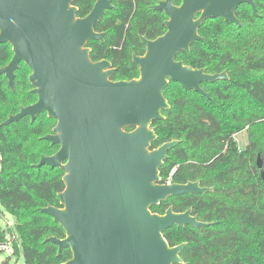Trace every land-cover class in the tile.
<instances>
[{"label":"water","instance_id":"water-1","mask_svg":"<svg viewBox=\"0 0 264 264\" xmlns=\"http://www.w3.org/2000/svg\"><path fill=\"white\" fill-rule=\"evenodd\" d=\"M255 1L262 0H181L178 6L173 0L159 1L153 10L167 17L165 32L153 40L139 36L145 51L132 55L137 78L112 81L110 62H93L86 47L89 41L104 43V33L94 27L113 9L111 0H96L81 18L73 0H0V44L12 51L0 75L14 92L15 72L23 63L30 70V92L37 97L1 125L24 117L34 122L43 113L55 121L52 134L42 139L59 148L35 167L63 173L60 207L41 209L64 232L62 239H45L57 246V256L70 250L63 264H180L185 244L170 246L163 233L209 225L197 221L191 209L151 212L171 197L211 192L198 181L161 183L160 169L179 141L152 149L156 135L151 125L169 109L163 91L170 81L210 99L201 84L228 79L226 72L207 74L176 56L204 41L198 30L206 20L221 18L239 26L235 11L242 4L258 16ZM256 168L264 182L259 155Z\"/></svg>","mask_w":264,"mask_h":264},{"label":"trees","instance_id":"trees-1","mask_svg":"<svg viewBox=\"0 0 264 264\" xmlns=\"http://www.w3.org/2000/svg\"><path fill=\"white\" fill-rule=\"evenodd\" d=\"M95 1L73 0L77 16L85 17ZM159 1L111 0L113 9L96 23L94 29L104 33V43L89 41L86 47L93 62H110L115 69L112 81L137 78L132 55L141 56L145 51L139 36L153 40L165 32L167 17L153 10ZM180 3L173 0L176 6ZM255 7L258 16L248 4L237 8L239 26L221 18L201 25L198 34L204 41L191 43L189 51L179 52L176 60L207 74L226 72L228 79L201 84L210 99L170 81L163 91L169 109L162 111L163 120L151 125L156 135L152 149L179 141L160 169L161 183L174 170L171 183L198 181L212 189L205 194L171 197L150 208L157 214L169 207L176 213L190 208L199 220L211 223L201 229L202 235L189 226L163 233L170 246L186 243L181 255L187 264H219L227 256L232 262L239 259L246 235L264 232V182L256 168L259 155L264 170V0L255 1ZM11 58L10 45L0 44V68ZM29 74L20 63L14 92L0 75V217L6 212L15 221L6 229L0 223V246L10 244L12 255L22 254L23 264H63L71 258L70 250L57 256V246L45 239H62L64 232L41 210L48 205L60 207L57 194L64 189L63 173L46 165L35 167L42 156H51L59 148L42 139L52 134L55 121L43 113L34 122L24 117L1 125L20 107L36 101L30 92ZM244 129L248 145L241 150L234 136Z\"/></svg>","mask_w":264,"mask_h":264},{"label":"flooded vegetation","instance_id":"flooded-vegetation-1","mask_svg":"<svg viewBox=\"0 0 264 264\" xmlns=\"http://www.w3.org/2000/svg\"><path fill=\"white\" fill-rule=\"evenodd\" d=\"M36 100H37V97H36ZM205 188H208V187H205ZM211 191H212V189H211ZM191 215L195 216L197 221H199V222L207 223L209 225L211 224L210 222H204V221L199 220L198 216L196 214L192 213V210H191ZM209 225L203 226L202 228H205ZM202 228H200L199 230H197V229H194V230L198 235H202L203 234L201 232ZM249 234H250V236L246 235L244 240H243L244 247L240 252L239 259H234L231 262V257L227 256L219 264H264V232L263 231H256V232H251ZM181 244H183V243H181ZM184 244L186 245L185 242H184ZM183 248H182V250H183ZM182 250L179 253V257L181 259L180 264H187V262L184 260L183 256L181 255ZM192 251H193V249H192ZM194 257L195 256H193V258ZM200 258L201 257H198L197 259H200ZM211 264H216V263H211Z\"/></svg>","mask_w":264,"mask_h":264},{"label":"rangeland","instance_id":"rangeland-1","mask_svg":"<svg viewBox=\"0 0 264 264\" xmlns=\"http://www.w3.org/2000/svg\"><path fill=\"white\" fill-rule=\"evenodd\" d=\"M15 86V84H14ZM15 91V90H14ZM234 139L238 143L239 148L242 150L248 145V133L247 129L240 131L238 134L234 136ZM262 161V160H261ZM0 223L3 229L9 228L7 223H10V226H13L15 223L14 218L4 212L3 216L0 217ZM3 262H7V264H23V256L20 254L19 256L12 255V252L9 254L8 252L0 253V264Z\"/></svg>","mask_w":264,"mask_h":264},{"label":"built area","instance_id":"built-area-1","mask_svg":"<svg viewBox=\"0 0 264 264\" xmlns=\"http://www.w3.org/2000/svg\"><path fill=\"white\" fill-rule=\"evenodd\" d=\"M173 172H174V170L171 171V173H170L169 176L167 177V180L165 181L164 184H171V177H172V175H173ZM7 225H8V227H10V224H7ZM0 249H1L2 251L8 252L9 254L12 252V249H11V247H10V244L2 245V246H0Z\"/></svg>","mask_w":264,"mask_h":264},{"label":"crops","instance_id":"crops-1","mask_svg":"<svg viewBox=\"0 0 264 264\" xmlns=\"http://www.w3.org/2000/svg\"><path fill=\"white\" fill-rule=\"evenodd\" d=\"M7 224H10V223H7ZM10 227H12V226H10Z\"/></svg>","mask_w":264,"mask_h":264}]
</instances>
